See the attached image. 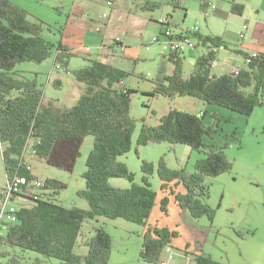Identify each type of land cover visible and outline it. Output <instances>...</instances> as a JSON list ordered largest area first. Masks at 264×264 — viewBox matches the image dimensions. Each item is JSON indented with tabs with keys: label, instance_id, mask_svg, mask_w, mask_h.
<instances>
[{
	"label": "trees",
	"instance_id": "obj_1",
	"mask_svg": "<svg viewBox=\"0 0 264 264\" xmlns=\"http://www.w3.org/2000/svg\"><path fill=\"white\" fill-rule=\"evenodd\" d=\"M202 1L203 8H206L207 3ZM232 6L237 16L244 13L243 6L236 3ZM160 7L161 2L144 4V8L151 11ZM46 30L41 21L30 20L24 9L9 0H0V142L6 177L36 178L23 165L24 152L29 145L37 161L72 173L81 156L85 138L92 136L94 145L83 175L86 188L78 192V196L88 202L89 209H68L56 203L55 199L67 190V185L47 178L44 182L51 190L50 197L23 205L18 222L9 229L5 240L0 239V246L33 251L62 264H108L112 241L103 228L97 229L85 243L89 249L85 257L75 254V248L82 241L86 222H97L99 218L124 219L145 228L140 260L147 264H160L162 254L179 234L169 228L148 224L157 203V192L149 181L155 166L143 162L142 183L136 184L135 175L119 161L130 152L136 130L130 105L134 92L116 87L129 74L99 60H89L90 65L72 72L73 77L85 86V92L73 107H57L53 100L44 102L45 94L38 81L24 79L15 68L22 63L42 64L53 57L58 67L68 71L74 53L62 43V38L56 43L46 40ZM195 37L207 52L197 58L194 72L184 79L182 58L168 57L174 64V72L164 78L165 84L156 85L155 92L169 98L198 99L207 106H219L251 117L254 110L264 104V52L258 53V57L245 69L222 76L212 75L213 64L218 58L217 48L227 45L220 37L198 33ZM231 51L245 58L249 56L236 49ZM216 134L214 128L205 126L204 115L172 109L164 113L155 126L142 127L137 139L138 146L147 147L153 143L186 145L192 151L206 155L195 163L192 174L184 168L172 171L163 158L157 165L161 190L171 188V183L183 186L185 193L171 190L170 195L178 207L195 220L206 217L213 221L215 211L207 203L210 191L205 179L220 177L229 172L232 165L224 147L218 149L205 142L206 138L212 139ZM111 179H125L130 188H114L110 184ZM168 201L167 198L161 200L160 209L164 213ZM194 263L220 264L200 254L194 256ZM9 264L20 263L13 258Z\"/></svg>",
	"mask_w": 264,
	"mask_h": 264
},
{
	"label": "rangeland",
	"instance_id": "obj_2",
	"mask_svg": "<svg viewBox=\"0 0 264 264\" xmlns=\"http://www.w3.org/2000/svg\"><path fill=\"white\" fill-rule=\"evenodd\" d=\"M12 4L24 9L29 19L41 21L47 30L45 39L57 42L63 39L65 27L75 28L76 36H84L82 49L86 54L73 57L68 71L58 67L54 58L46 62L22 63L15 71L27 80H37L45 94L44 102L53 100L57 107H73L81 94L85 92L84 83L78 82L72 72L83 68L87 58L90 60L109 61V55L115 53L121 45L135 50L136 58L119 53L117 61L110 62L115 67L129 74L126 82L131 95V118L136 122L130 152L119 161L126 164L128 170L135 175L134 182L142 183L141 164L151 163L155 166L154 174L149 178L152 189L157 192V203L152 211L149 226L169 228L178 232V238L173 239L172 246L180 251L193 255L209 256L220 264H264V104L257 107L251 117L241 116L219 106H204L199 100L190 113L201 109L208 114L205 126L214 128L217 134L214 138H206L218 149L225 148L224 153L232 164L229 172L220 177L205 179L209 187L207 203L214 208L215 216L211 222L208 218L193 219L189 213L180 209L175 203L171 190L175 193H185L180 184H172L171 188L161 190V181L157 173L158 162L163 158L172 171L186 169L187 173L195 171V163L206 157L203 152L192 151L186 145L170 143H153L147 147L138 146L137 139L142 127L155 126L157 120L170 108H179L188 101L198 100L190 97L173 98L159 95H149L147 91L156 83H165L164 78L171 75L174 64L168 60L169 54L163 52L161 43H153L165 26L164 20H170L176 32L191 34L197 52L200 56L207 49L200 46L195 35L220 37L226 43L228 52L234 49L240 40V34L245 26L247 48L251 54L264 50V0H205L207 7L203 8L202 0H9ZM108 1L114 2L112 6ZM145 2H161V7L154 11L144 8ZM236 3L244 7L241 16L233 13L232 5ZM97 22L92 29H87L84 20ZM108 23V25H107ZM100 31H96V28ZM197 28L198 32L193 34ZM62 35V36H61ZM240 40V41H244ZM121 44H119V43ZM103 44H105L103 46ZM90 48L86 52L84 48ZM225 47V46H224ZM220 52V55H219ZM264 52V51H263ZM221 61L225 54L217 50ZM186 54V56H185ZM182 58L183 77L193 73L196 57L187 55ZM249 54V53H248ZM230 67L217 65L212 75L228 74L234 68L236 71L245 69L244 56H233ZM218 60V59H217ZM88 64L90 62H87ZM90 65V64H89ZM88 66V65H87ZM228 72V73H226ZM61 82V84H59ZM155 92V87L153 89ZM174 97V99H176ZM220 110V115L213 122V110ZM2 145V144H1ZM94 145V138H85L81 147V156L77 160L72 173L52 168L44 162L37 161L27 152L23 165H30L33 175L39 181L47 178L58 180L67 185V190L60 193L55 202L66 208L78 207L89 209V204L78 192L85 190L83 175L87 171L86 160ZM217 145V146H216ZM3 146H0V191L7 184L6 170L3 162ZM114 188L129 189L130 183L125 179H111ZM175 185V186H174ZM172 197V198H171ZM167 198L166 213L161 211V200ZM171 198V201H170ZM23 206L27 203L16 200ZM103 228L112 241V252L108 264H147L140 260L145 228L129 223L124 219L112 221L99 218L97 222L88 221L83 227L82 241L76 246L74 253L85 257L89 251L85 243ZM7 230L2 229L0 236L5 240ZM0 264H9L16 258L20 264H62L59 260L44 258L33 251H23L10 246H0ZM166 254L162 260L168 261ZM161 264V263H160ZM173 264H189L183 253L175 257Z\"/></svg>",
	"mask_w": 264,
	"mask_h": 264
},
{
	"label": "built area",
	"instance_id": "obj_3",
	"mask_svg": "<svg viewBox=\"0 0 264 264\" xmlns=\"http://www.w3.org/2000/svg\"><path fill=\"white\" fill-rule=\"evenodd\" d=\"M113 4L114 2L112 1L107 2V5L109 6H112ZM173 27L174 26L170 20H167L165 22V27L161 32V38L157 37L153 43H161L163 45V52L169 54V57L173 56L177 59L181 58L189 49H194L196 44L191 34L186 32H176ZM246 29L247 26H245L243 32L240 34V40L245 38ZM96 31H100V29L97 27ZM197 32L198 29L195 28L192 33L195 34ZM84 49L86 52H90V48ZM219 50L225 51V48L220 46ZM258 55V53H249V56L245 59V63L249 64L253 59H256ZM0 146H2L1 142ZM27 152L31 157H35L30 145L24 152V159ZM24 167L27 171L32 173L30 165H25ZM50 194L51 190L46 188L45 182L39 181L36 178L29 179L28 177L21 175L13 176L0 191V231L5 228L8 234L9 229L18 222L19 212L22 206L16 204V200H21L28 204L33 200L38 201L41 199H47L50 197ZM1 238L2 237L0 236V239Z\"/></svg>",
	"mask_w": 264,
	"mask_h": 264
},
{
	"label": "crops",
	"instance_id": "obj_4",
	"mask_svg": "<svg viewBox=\"0 0 264 264\" xmlns=\"http://www.w3.org/2000/svg\"><path fill=\"white\" fill-rule=\"evenodd\" d=\"M88 20V19H87ZM164 22V21H163ZM163 22H162V24H163ZM97 22H93L92 20H88L87 22H86V20H84V24H82V25H84L85 26V24H86V28L87 29H92V27H94L95 26V24H96ZM107 25H108V23H107ZM75 32H76V30H75V28H73V26H71V25H68L67 27H65V29H64V33H63V39H62V43L64 44V45H66L67 47H69L70 48V50L74 53V55L75 56H77V55H79V54H86L85 52H84V50L82 49V47H83V39H84V36L82 35H80V36H76V34H75ZM245 40H246V38H245ZM240 41L239 40V42L237 43V45L234 47V49H236L237 51L239 50V51H242V52H244V53H251V52H249L248 51V49L246 48H244V47H248L247 46V44H248V42H246V41ZM105 44H103V46H104ZM122 47H120L118 50H114L115 51V53H113V54H111V55H109L107 58H109V60H110V62H112L113 60H115V61H117V57L116 56H118V54L119 53H124V54H126V56L127 57H132L133 58V56H135V58L137 57L136 55V52H135V50H133V49H131V47H129V46H125L124 44H122L121 45ZM89 48V47H88ZM264 51V50H263ZM263 51H261V52H263ZM222 53H224L226 56H225V59L223 60V61H221V57L219 56L220 55V52H219V55H218V60L216 59V61L214 62V64H213V68H212V73L214 72V69H215V67H217V65H218V67L219 66H221L222 68L224 67L225 68V70H227L229 67H230V62H232V59H234V57L233 56H242V55H240V54H237L236 52H228V53H225V52H222ZM254 53V52H253ZM187 55H190V56H193V57H196V60H197V58H199L200 57V55L198 54V52H197V48H195V49H189L188 51H187ZM185 56H186V54H185ZM87 60V62L90 60V59H86ZM84 63V67H87V65H89L88 63ZM101 62V61H100ZM109 61L107 62V61H102V63H106V64H110V65H112L111 63H110ZM196 62V61H195ZM114 66V65H113ZM117 68V67H116ZM235 69L233 68L232 69V71H230V72H233ZM173 72H174V70H173ZM193 72H194V70H193ZM229 72V73H230ZM226 73H228V72H226ZM172 74V73H171ZM225 74V73H224ZM224 74H214V75H217V76H222V75H224ZM167 76H170V75H167ZM184 79H187V78H189V76L188 77H183ZM157 84H165V83H157ZM118 89H129V86H128V84H127V82L126 81H124L123 83H121L120 85H118V86H116ZM154 87H156V83L150 88V90L149 91H147V93L149 94V95H153V96H155V95H159V94H153L152 92H153V89H154ZM82 95V94H81ZM80 98V97H79ZM179 98H176V99H174L173 98V100L176 102L177 100H178ZM201 101V100H200ZM196 103H199V100H192V101H188V103H185L184 105H182V106H180L179 108H170V109H174V110H177V111H182V112H188L189 114H192V113H190V110H192V107H195L197 104ZM202 103H204L203 101H202ZM204 106H207V105H205L204 104ZM209 107V106H208ZM208 109L207 108H205V111H203L202 109L199 111V112H197V113H193V115H204V122H205V119H207V114H208ZM214 112H212V115H213V122H215V120L214 119H216V117H220V116H222V115H220V113H222V112H220V110H217V109H214L213 110ZM220 113H219V112ZM206 143H211V142H209V141H205ZM217 146V145H216ZM181 193H183L182 191H181ZM172 198V197H171ZM171 198H170V201H171ZM180 252L181 253H183V255L185 256V259L189 262V264H195L194 263V256L195 255H193L192 253H186V251L185 250H183V251H180V250H178V249H176V248H174L173 246H171V247H168L165 251H164V253L162 254V257H163V255L164 254H166V255H168L167 256V259H168V261H163L162 260V258H161V264H173L174 262H175V257L176 256H178L179 254H180Z\"/></svg>",
	"mask_w": 264,
	"mask_h": 264
},
{
	"label": "bare ground",
	"instance_id": "obj_5",
	"mask_svg": "<svg viewBox=\"0 0 264 264\" xmlns=\"http://www.w3.org/2000/svg\"><path fill=\"white\" fill-rule=\"evenodd\" d=\"M166 21H167V20H164V22H163V24H162L163 26H165V22H166ZM158 37L161 38V33H160V35H159ZM244 39H245V38H244ZM244 39H243V40H244ZM161 40H162V39H161ZM196 46H197V45H196ZM196 46H195V48H196ZM219 47H220V46H219ZM219 47L217 48V50H219ZM221 47H222V46H221ZM87 48H88V47H87ZM195 48H194V49H195ZM224 48H225V51H227L226 47H224ZM220 51H221V50H220ZM225 51H221V52H225ZM183 56H184V55H182V57H183ZM10 179H11V178H10ZM10 179H8V180H10Z\"/></svg>",
	"mask_w": 264,
	"mask_h": 264
}]
</instances>
